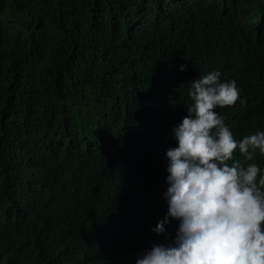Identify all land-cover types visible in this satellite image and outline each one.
Listing matches in <instances>:
<instances>
[{
  "label": "trees",
  "instance_id": "16d2710c",
  "mask_svg": "<svg viewBox=\"0 0 264 264\" xmlns=\"http://www.w3.org/2000/svg\"><path fill=\"white\" fill-rule=\"evenodd\" d=\"M214 69L234 138L264 131V0H0V264H135L171 239L165 152Z\"/></svg>",
  "mask_w": 264,
  "mask_h": 264
},
{
  "label": "clouds",
  "instance_id": "9594fccd",
  "mask_svg": "<svg viewBox=\"0 0 264 264\" xmlns=\"http://www.w3.org/2000/svg\"><path fill=\"white\" fill-rule=\"evenodd\" d=\"M220 76L214 69L191 80L188 114L165 152L167 212L151 230L167 235L169 217L178 227L135 264H264V167L233 159L237 149L248 159L250 149L264 154V131L234 138L216 108L233 105L240 90Z\"/></svg>",
  "mask_w": 264,
  "mask_h": 264
}]
</instances>
